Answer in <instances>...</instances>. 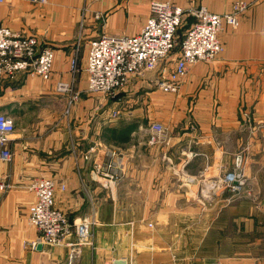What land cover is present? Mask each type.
I'll return each instance as SVG.
<instances>
[{
  "label": "crops",
  "instance_id": "crops-1",
  "mask_svg": "<svg viewBox=\"0 0 264 264\" xmlns=\"http://www.w3.org/2000/svg\"><path fill=\"white\" fill-rule=\"evenodd\" d=\"M155 1L221 15L246 7L220 33L223 54L191 65L176 94L154 89V74L127 86L137 93L128 102L90 92L91 42L139 33ZM0 25L55 52L50 79L20 73L0 83V113L16 125L12 159L0 160V183L10 185L0 190V264H68L72 254L74 264H264V0H4ZM154 122L165 131L150 145ZM111 153L125 164L115 182L93 172ZM240 154L258 200L201 198L202 183ZM40 178L56 182L54 206L71 223L90 222L88 243L74 234L32 248L39 232L28 219V185ZM204 211L209 219L199 218Z\"/></svg>",
  "mask_w": 264,
  "mask_h": 264
},
{
  "label": "built area",
  "instance_id": "built-area-1",
  "mask_svg": "<svg viewBox=\"0 0 264 264\" xmlns=\"http://www.w3.org/2000/svg\"><path fill=\"white\" fill-rule=\"evenodd\" d=\"M32 1L45 3L47 0ZM245 7L241 4L231 13L221 15L205 7L185 10L171 2H152L151 14L139 33L130 36H102L91 42L85 67L89 91L112 94L116 98L134 79L142 80L154 74L149 79L154 87L166 94H176L191 65L211 62L223 52L219 36L224 29V22L236 26ZM188 17H194L195 20L179 42L180 49L173 59L171 54L178 46L177 31ZM54 57L53 48L42 45L36 35L17 32L0 25V83L5 78H13L20 73L48 80L52 75ZM78 62L79 45L71 60L73 71H77ZM69 89L63 83L57 85L58 91L68 92ZM119 116L118 109L109 115L112 119ZM15 129L14 118L0 113V160L4 162L12 159L10 142ZM164 131L162 124H150L148 144H158ZM237 162L239 164L235 171L217 181L222 185L214 186L217 189L227 187L231 197L251 194L245 176L239 169L242 165L241 158ZM124 168L123 160L111 153L105 162L94 164L93 172L102 179L115 182L118 177L112 172H122ZM8 188L10 185L0 183V190ZM56 189V182L50 178H40L28 185V190L35 196L28 219L39 232L37 240L31 243L34 249L40 245H60L73 234L79 239L77 245L88 243L90 222L83 220L71 223L65 213L55 208ZM61 189L65 190V186L62 185ZM68 264H74L73 254L69 256Z\"/></svg>",
  "mask_w": 264,
  "mask_h": 264
},
{
  "label": "rangeland",
  "instance_id": "rangeland-1",
  "mask_svg": "<svg viewBox=\"0 0 264 264\" xmlns=\"http://www.w3.org/2000/svg\"><path fill=\"white\" fill-rule=\"evenodd\" d=\"M4 1V0H3ZM30 2H32V3H34L32 0H29ZM48 1V0H47ZM46 1V2H47ZM45 2V3H46ZM0 3H2V2H0ZM35 3H38V2H35ZM202 7H204V6H200L199 8H202ZM206 8V7H205ZM189 9H198V8H189ZM207 9V8H206ZM185 10H188V9H185ZM232 12V11H231ZM231 12H229V13H231ZM223 15V14H222ZM194 20H195V18L194 17H188L185 21H184V23L182 24V26L181 27H179V29H178V31H177V34H176V38H177V48H176V51L173 53V54H171V57H173V59L175 58V54H177V51L180 49V47H179V42L183 39V37H184V35H185V33H186V31L189 29V27H190V25L194 22ZM225 24H227L226 22H224V26H225ZM238 25V24H237ZM236 25V26H237ZM219 39H220V36H219ZM224 47V46H223ZM223 52H224V50H223ZM223 52L220 54V55H222L223 54ZM55 53V52H54ZM219 55V56H220ZM218 56V57H219ZM217 57V58H218ZM54 59H55V57H54ZM89 84V83H88ZM154 89H157L156 87H154ZM59 92H61V91H59ZM91 92V91H90ZM93 93H100V92H93ZM101 94V97H102V95H104V96H107V98L109 99V98H114V96L112 95V94H108V95H106V94H104V93H100ZM137 93L136 92H133V91H131V90H129V88H126L125 89V91H121V92H119V94L118 95H116V98H118V97H120V99L121 98H123L126 102H128L126 99H131V96H135ZM139 94V93H138ZM125 97H127L126 99H125ZM143 100H141V102H142ZM160 101H162V99H160ZM127 106H129V104L127 103V105L126 106H121L122 108H125V107H127ZM108 108H109V106H108ZM119 109V108H118ZM244 116H245V118L249 121L250 119H252V115H250V117H249V115H245V114H243ZM242 116V115H241ZM117 155V154H116ZM239 158H241V160H242V165H241V167L239 168L240 170H241V172L244 174V170H243V156L240 154V155H238V156H236V159H235V163H234V166H233V168L231 169V170H227L226 172H224V174H221V175H219L218 177H216L215 179H213L212 180V182H206L205 183V181L202 183V185L204 186V188L203 189H201L200 190V197L201 198H206V199H208V200H212V199H216L221 193H227V201L228 202H230V203H232V202H242V201H252V203L253 202H255V201H257L258 200V193H256L255 194V192L253 191V187H252V185H251V183H250V181L247 179V177L245 176V174H244V176H245V179H246V181H247V185L250 187V191H251V194L249 195V194H246V193H244V194H242V195H238V196H236V195H234V197L232 196L231 197V193L227 190V187H225V186H223V187H221V188H215L214 186H217L216 184H220L219 186H221L222 184H221V182H217L218 180H220L221 178H224L225 176H226V174L227 173H229V172H232V171H235L236 170V166L239 164L237 161H238V159ZM205 183V184H204ZM208 186V187H207ZM212 187V188H211ZM253 213V212H252ZM209 217H210V212L209 211H204V212H202V214H200V216H199V218H204V219H209ZM208 222H209V220H208ZM204 229V231L206 230V229H209V227H204L203 228ZM90 233H91V228H90ZM74 235V234H73ZM91 235V234H90ZM39 237V236H38ZM37 240V239H36ZM34 242V241H33ZM32 243V242H31ZM209 251V250H208ZM173 261V260H172ZM174 262V261H173Z\"/></svg>",
  "mask_w": 264,
  "mask_h": 264
},
{
  "label": "water",
  "instance_id": "water-1",
  "mask_svg": "<svg viewBox=\"0 0 264 264\" xmlns=\"http://www.w3.org/2000/svg\"><path fill=\"white\" fill-rule=\"evenodd\" d=\"M116 264H126L124 261H116Z\"/></svg>",
  "mask_w": 264,
  "mask_h": 264
}]
</instances>
